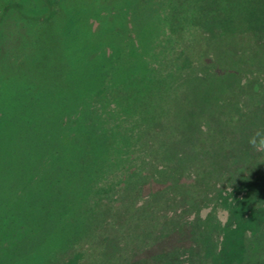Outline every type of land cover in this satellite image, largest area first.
Returning a JSON list of instances; mask_svg holds the SVG:
<instances>
[{
    "label": "trees",
    "instance_id": "1",
    "mask_svg": "<svg viewBox=\"0 0 264 264\" xmlns=\"http://www.w3.org/2000/svg\"><path fill=\"white\" fill-rule=\"evenodd\" d=\"M10 16L14 29L0 40V131L14 124V96L19 128L31 126L33 108L50 112L51 154L64 150L81 166L64 191V212L81 227L70 218L63 238V188H38L36 175V188H3L2 214L19 222L1 239L0 263L68 264L86 243L90 264H152L192 243L191 221L179 231L165 219L172 203L197 213L213 197L225 202L227 185L249 189L225 202L228 211L246 210L264 227L256 199L264 179L253 172L260 150L249 143L264 136V75L247 76L264 62L242 59L241 46L264 51V0H0V27ZM223 69L257 99L232 101ZM198 81L205 93L188 92ZM3 137L6 164L17 141ZM34 158L42 159L33 154L20 167ZM148 186L155 190L145 195ZM245 220L225 224L214 264H243Z\"/></svg>",
    "mask_w": 264,
    "mask_h": 264
},
{
    "label": "rangeland",
    "instance_id": "2",
    "mask_svg": "<svg viewBox=\"0 0 264 264\" xmlns=\"http://www.w3.org/2000/svg\"><path fill=\"white\" fill-rule=\"evenodd\" d=\"M94 26L95 27L97 26L96 22L93 23V27ZM13 27L14 26H13V21H12L11 16L7 17L6 19L4 18V20L2 21L1 27H0L2 28L0 31V40L1 38H3V36H5L6 33L12 32V30L14 29ZM248 44L249 43L242 41L241 46L244 47L242 53H245V54H242V59L244 56H249L251 53H253L255 55H258V58L259 60H261V62H264V51L262 50L263 48L260 47L262 48L260 49L257 46L256 50L254 49L255 51H251L248 48L249 47ZM222 48L223 50L225 49L228 50V48L226 47V44H224ZM223 72L224 74L221 75V81L223 78L224 82L228 80L229 82L232 83V84L230 83L233 86L232 88L236 87L234 86L235 82L229 80L232 78L227 79L226 70H224ZM220 73H222V71L221 72L219 71L218 75H220ZM256 74H257V77L259 76L262 77L264 75V72L262 68L260 67V65L256 66V68L253 69L252 73H248L247 76L253 78V76H255ZM216 77H214V79ZM239 77L241 79L242 78L244 79L245 75H239ZM193 88H191V90L188 92H194V93L200 94V93H205L206 91L205 84L203 85V88H202V83H200V81H198L193 86ZM256 89L263 90L264 88H261V89L256 88ZM253 93L250 92V88L248 87L241 88L238 85L235 90L228 92V96L232 101L238 100L241 103L242 101L244 102L247 101V99H249V96L250 98H252V101H253V98L257 99V95ZM16 97L17 96H14L12 97V100H9L11 102V105L13 104L14 106L13 107L14 110L13 109L11 110L12 112L11 115L12 117L14 116V113L16 115L15 121H13L14 124L12 125L9 124L8 129L3 130L4 131L3 134L0 131V148H1V145L3 144L2 140L6 139V137H3V136L14 135L15 137L14 142L17 141L16 144L15 143L10 144L11 146H9L6 149V150L8 149L10 150L8 163L6 162V164H3L1 162V159H3V157L0 156V245L2 242L1 241L2 238L9 236L8 233H11L12 231H16L17 223L19 222L18 217H16L17 214H12V216L13 217L15 216L16 218L10 217V219L14 221L13 222L11 221L12 224H8V222L10 221L9 218L7 219L6 217H4L5 215L2 214L3 212L2 210L3 195L2 194L4 190L3 188H21V184L25 185L22 188H36L34 185L35 183L33 179H31L36 176H38V181H39V185L37 186L38 188H63V204H64L63 205V238H64L65 236H67V234L70 233V231L67 228L70 218L77 217V219L74 218L76 220L77 226L81 222V219L78 217L77 214L71 216L70 213L66 214L64 212V210H67L64 191L66 190V188L72 189L73 181H77L75 180L76 179L75 176L81 173V166L77 165L78 163L77 161H75L73 164L69 162L67 163L66 156H65L66 154H64L65 153L64 150L60 156H57V155L53 156V154H51L50 147H48L49 143L47 144L46 142V139L48 137L47 133L50 129V126H49L50 125V122H49L50 112L46 111L44 108L42 111L38 107L32 109L31 112L33 114L34 119L32 120L30 127H28L29 126L28 124H24L22 128L17 127L21 124V117H23V115H21L22 109L20 108L22 102L18 101V104H19L18 105L16 103V100L14 101ZM24 115H27V113H25ZM259 140L260 138L257 139L255 147L260 150V153L256 154L257 157L255 158L256 160L255 162L257 166H254L255 168L253 172L256 175L259 174L264 179V145H260ZM34 145L36 149L34 153H30L29 155L24 154L25 149L27 150L29 148L32 149L33 148L32 146ZM37 153H38V156L42 157L41 160L34 158V160L38 161V163L36 161L35 162L31 161L29 165L27 166L28 168L26 167L25 170L23 169V167L22 168L20 167L23 165L22 162H24L23 161L24 159H27V158L30 159L31 155L33 154L37 155ZM23 157H26V158L23 159ZM39 162L41 163L39 164ZM51 162H55L54 167H52L53 165L50 164ZM62 163H63V166H62ZM253 172L251 173L254 174ZM52 174H54V177L51 176ZM228 174H229L228 176L231 175L230 173ZM245 174L249 175V172ZM21 178H23L22 181H21ZM55 179H57V182L56 181L53 182ZM228 179H230V177ZM30 180H31V185L29 183ZM40 181H42L45 184L43 186L41 184L40 186ZM15 185L16 187H14ZM158 188H161V187H158ZM210 188H213V187L211 186ZM74 189L75 188H73V190ZM236 189L233 190L231 187L227 185L226 188H223L221 190V195L223 198H226L225 202H227V204L229 203L230 199L236 197V195L242 197V196H246V193L249 192L248 188H236ZM153 190H155V188H153L152 186H148L147 188H143V193L147 195L153 192ZM261 191H264V187L261 189ZM263 195L259 197L256 196L257 197L256 199L258 202H260V204H264ZM216 197H213L209 205L200 208L197 211V213H194V210H190V209H187V211H185L186 209L183 208V204L179 203L178 201L177 202L174 201V203H172L171 205L172 209H169L168 211L164 212L165 219L171 222L172 226H175V228L179 229V231H182L183 227L188 225L191 221L192 224H190L189 226V229H190L189 231H191L190 240H192V243L190 244V246L188 245V248L186 249L176 248L171 252V255L168 254L167 256L163 257V259L153 260L151 262L152 264H214L215 257H216L215 253L218 252V250H220L222 247V242H223L222 237L224 234L223 229H224L225 224L228 223L233 227L243 218L246 219L244 222V225L246 228V231L244 232L245 234L244 244L245 245H243L242 247L243 249L242 251L246 253L244 254L245 260L243 261V264H264V227L260 228V226L256 227L252 225L254 224L253 221L249 222V219H250L249 215H252V214L248 213L246 210L241 214V216L232 215V213L228 211L227 209L228 206L225 204L224 200L221 202L218 200L220 198H216ZM114 198H115V195L111 194L110 200L114 201ZM140 202L141 201H138V204ZM114 203L116 204V202ZM246 205L247 206H244V207H246L247 209L248 208L252 209L251 205L249 204H246ZM14 211L13 213H15ZM239 212L240 211L238 210L237 214ZM255 216H256V220L260 219V213H258V215H255ZM261 219L263 220V218ZM64 221H66V224H64ZM10 229H12V231L8 232ZM45 230L47 229L42 228V231H45ZM79 231L80 229L77 228L75 233H78ZM182 234L183 233L181 232L180 233L177 232V233L172 234V236L174 238L182 239L183 238ZM3 244H5L4 241H3ZM210 248H212L211 249L212 251H209ZM92 250H93L92 247L84 243L82 245V248L80 249L81 253H77V252L72 253L73 259H70L69 261L71 263H68V264H90V262L93 261L94 258L89 259L90 255L88 256V253L91 252ZM9 253H11V251ZM1 254H2V250L0 251V255ZM32 261L33 260H31V262ZM129 261L131 262V260ZM25 262L26 260L22 259L17 264H28ZM0 264H4V261H2ZM119 264H123V263L120 262ZM125 264H128V263H125Z\"/></svg>",
    "mask_w": 264,
    "mask_h": 264
},
{
    "label": "clouds",
    "instance_id": "3",
    "mask_svg": "<svg viewBox=\"0 0 264 264\" xmlns=\"http://www.w3.org/2000/svg\"><path fill=\"white\" fill-rule=\"evenodd\" d=\"M257 137H261L259 140L260 145H264V136L261 133H257L254 137L250 138L249 143L256 146Z\"/></svg>",
    "mask_w": 264,
    "mask_h": 264
}]
</instances>
